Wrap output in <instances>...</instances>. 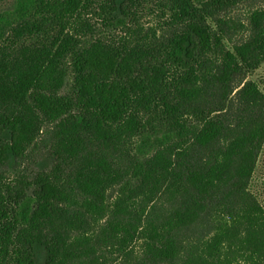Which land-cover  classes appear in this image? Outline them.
<instances>
[{"label":"trees","instance_id":"16d2710c","mask_svg":"<svg viewBox=\"0 0 264 264\" xmlns=\"http://www.w3.org/2000/svg\"><path fill=\"white\" fill-rule=\"evenodd\" d=\"M249 1L0 0V264H264Z\"/></svg>","mask_w":264,"mask_h":264},{"label":"rangeland","instance_id":"374dc122","mask_svg":"<svg viewBox=\"0 0 264 264\" xmlns=\"http://www.w3.org/2000/svg\"><path fill=\"white\" fill-rule=\"evenodd\" d=\"M263 5L264 1L262 0H251L247 3L241 4L234 13V16L246 24L249 11L255 7ZM248 79L259 84L261 89L264 91V64L258 70L251 73ZM252 190L261 200L264 201V154L258 163V167L252 181Z\"/></svg>","mask_w":264,"mask_h":264}]
</instances>
